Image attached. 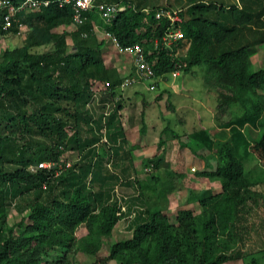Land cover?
<instances>
[{
  "label": "trees",
  "instance_id": "obj_1",
  "mask_svg": "<svg viewBox=\"0 0 264 264\" xmlns=\"http://www.w3.org/2000/svg\"><path fill=\"white\" fill-rule=\"evenodd\" d=\"M9 1L19 7L25 0ZM49 1L17 12L28 27L22 37L16 20L8 29L0 27V38H26L7 47L0 60V264H73L77 251L93 257L91 264H226L244 258L251 259L245 264H263L255 252H264V239L263 248L242 247L252 229L249 215L264 208V181L246 163L253 153L264 168V67L253 61L264 46V0H169L167 6L160 0H95L80 21L71 3ZM105 1L128 7L107 21L99 11ZM163 7L178 11L182 21L157 18ZM6 9L0 10V26ZM70 25L71 31L57 30ZM169 26L183 36L166 42ZM99 32L105 36L101 40ZM113 37L122 46L141 45L154 76H141L134 62L125 76L108 66L104 38L113 44ZM70 40L75 44L71 51ZM184 40L189 43L179 53ZM177 70H199L204 82L220 87L216 119L229 135L206 126L194 133L196 142L216 157L214 163L194 151L204 161L197 173L216 180L219 189L189 188V205L178 206L171 220L166 210L174 179L185 178L182 166L187 170L183 154L179 150L173 170L162 179L157 169L166 162L167 150H159L162 135L170 130L165 126L157 143L160 153L144 160L143 170L135 167L122 91L155 77L168 79ZM127 77L133 81L124 86ZM95 83L115 98L119 94L111 111L92 112ZM142 102L146 124L149 102ZM253 129L260 130L254 138L248 132ZM179 144L180 149L189 146ZM240 148L247 154L238 153ZM69 150H77V157L66 166ZM48 161L63 167H31ZM120 184L134 193L119 196L115 187ZM11 206L21 215L14 224L9 222ZM127 216L129 233L112 240L108 253L101 254L105 240ZM81 229L84 234L78 236Z\"/></svg>",
  "mask_w": 264,
  "mask_h": 264
},
{
  "label": "rangeland",
  "instance_id": "obj_2",
  "mask_svg": "<svg viewBox=\"0 0 264 264\" xmlns=\"http://www.w3.org/2000/svg\"><path fill=\"white\" fill-rule=\"evenodd\" d=\"M174 1V0H170ZM169 0H160L161 6H167L170 3ZM226 3H232L235 0H219ZM64 29L72 30L73 26H59L58 31H63ZM104 34L99 32L98 38L103 39ZM26 38L21 37H10V38H0V60L2 58L3 52L7 47H12L24 42ZM70 39V38H69ZM105 41V53L104 60L108 66H117L120 69L121 75L125 76L130 70L132 65V55L119 52L115 44H112L111 40L108 38ZM188 41L184 40L180 48L179 53L187 47ZM70 51L75 48V44L70 40L69 42ZM40 50H45L40 48ZM253 61L258 67H264V46H260L258 52L253 55ZM203 73L196 70L192 73L179 74L170 73L169 78L155 77L150 81L138 82L136 86H131L124 88L122 94L124 95L125 103V128L127 137L129 139V147L133 148L131 155L133 156L134 164L140 171L144 168V160L152 157L156 151L165 152V161L169 162L167 166L165 163L162 164V168L157 169V173L162 179L165 178L166 171L168 169L173 170L175 163H177V153L179 150L182 152L184 161L186 164V169L184 166L181 167L182 173H184L185 178L175 177V190L170 193V200L167 208V213L169 214L171 220H173L177 213V208L182 204V206H187V192L189 188H200V185H213L215 190L219 189L214 187L217 183L216 180H211L204 177H199L197 173L201 170L202 165H204L203 159L200 161L198 158L194 157V151L197 154H203L204 157L210 158L212 162L216 163V157L214 153L205 148L200 143L196 142L194 138V133L202 126L209 127L213 132H223V134L229 135V130H221L220 122L216 119L217 112V100H218V90L214 88L211 83L204 82ZM206 83L208 86H206ZM94 87L96 93L90 103V108L95 115L101 112H109L115 107V102L121 100L118 96H113L110 90H106L103 84L95 83ZM164 93L163 97L159 100L157 99L161 93ZM172 93V94H171ZM120 98V99H119ZM143 99L147 100L148 106L146 111V116L149 117L148 123H142V107ZM170 101V102H169ZM170 103L174 106L172 109L169 105ZM143 126L146 129L143 131ZM165 126L169 127L170 130L162 135V131ZM177 133L173 135L172 131ZM262 130V127L260 128ZM259 130V131H260ZM256 129L248 130L252 138L256 137L259 132ZM222 134V135H223ZM162 139L159 150H157V143ZM182 140L189 144V146L180 149L179 141ZM159 152V153H160ZM238 153L241 155L247 154L245 150L238 149ZM181 154V155H182ZM77 157V150H69L65 158L75 159ZM253 158V160H251ZM201 162V163H200ZM248 165L247 170L254 168L253 174L255 177L261 178L264 181V168L258 165L257 157L251 153L246 159ZM256 165V166H254ZM195 167L196 169H193ZM115 169V168H114ZM116 170V169H115ZM106 172H112L110 169L106 168ZM161 179V180H162ZM218 185V183H217ZM99 184L96 185L98 187ZM134 193V189L127 186H122L121 184L117 188V194L119 196H129ZM18 198V202H20ZM193 209L200 210L198 205H193ZM254 213L250 214L247 223L252 224V229L249 232V237L245 241V246L242 247L244 250L260 249L263 248L262 242L264 239V208L258 207V210L254 208ZM20 214L16 206H11L9 222L14 224L20 218ZM131 216L123 217L115 226L112 236L105 240L103 249L100 251L101 254H107L109 249V244L114 239H121L129 233V220ZM253 222V223H252ZM83 229L77 232V235H82ZM84 234V233H83ZM260 258L261 262L264 264V252H255ZM73 264H91L93 257L85 254L84 252L77 251L71 255ZM250 258H244L243 260L230 261L226 264H245L250 262ZM111 264H114L112 262Z\"/></svg>",
  "mask_w": 264,
  "mask_h": 264
},
{
  "label": "built area",
  "instance_id": "obj_3",
  "mask_svg": "<svg viewBox=\"0 0 264 264\" xmlns=\"http://www.w3.org/2000/svg\"><path fill=\"white\" fill-rule=\"evenodd\" d=\"M59 1L61 2V4L71 3L74 6V9L76 12L75 13L76 20L80 21L82 11L92 7L95 0H59ZM43 4L46 6L50 4V1L49 0H25L23 4L18 7V6L11 4L9 0H0V10L3 9L4 7L8 8L6 9L8 12L5 13L3 17L2 26L0 27L3 29H8L12 27L14 24H16L18 27L17 34L22 36L27 31L28 27L25 22H22L21 20H19L17 16L18 14L17 12L20 9L26 7V5H28L31 8H38L39 6ZM127 7H128L127 4L105 1L99 4V8H100L99 11L101 15L107 21H110L117 15L118 12L125 10ZM156 16L157 18L166 16L171 20L172 24L177 21H182L181 16L179 15L178 11L174 10L172 12L171 10L165 9L164 7L161 8L159 11H157ZM14 20H16L17 22L13 24ZM171 26H169L166 29L165 35L163 36L164 40L168 43L172 42L173 38L178 39L179 37L183 36L179 29L173 30V27ZM107 36H110V35L107 33ZM112 40H113V44L116 45V48L118 49L119 52H123V53L130 54L133 56L132 57L133 62L137 67V71H139V73L142 74L141 76L145 77L146 79L152 78L154 76V70H153L152 64L146 60L145 53L141 45L134 44V45L122 46L119 44L116 38L113 37ZM156 43L158 45L159 41L157 40ZM179 73L180 71L177 70L176 74H179ZM131 81H133V79L127 77L126 79H124L123 85L126 86L130 84ZM73 161H74L73 159H68L67 161H65L66 166H70ZM55 166L63 167V163L59 161H48V162L40 163L39 167H36L33 165L31 167L33 170H36V168L51 169V168H54Z\"/></svg>",
  "mask_w": 264,
  "mask_h": 264
},
{
  "label": "clouds",
  "instance_id": "obj_4",
  "mask_svg": "<svg viewBox=\"0 0 264 264\" xmlns=\"http://www.w3.org/2000/svg\"><path fill=\"white\" fill-rule=\"evenodd\" d=\"M22 37V36H21ZM76 159V158H75ZM74 159V160H75ZM66 160H68V159H66ZM204 164V163H203ZM202 166H204V165H202ZM193 169H196L195 167H192ZM119 186H117V187H115V189H116V192H117V188H118ZM115 229V228H114ZM114 229H113V231H114ZM113 233V232H112Z\"/></svg>",
  "mask_w": 264,
  "mask_h": 264
}]
</instances>
